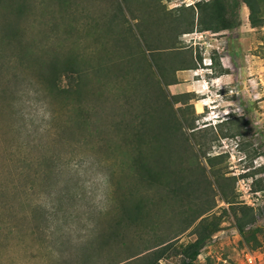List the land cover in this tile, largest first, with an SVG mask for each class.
Instances as JSON below:
<instances>
[{"label": "rangeland", "instance_id": "rangeland-1", "mask_svg": "<svg viewBox=\"0 0 264 264\" xmlns=\"http://www.w3.org/2000/svg\"><path fill=\"white\" fill-rule=\"evenodd\" d=\"M72 1L71 15L62 19L48 48H58L62 62L74 59L85 72L81 93L74 92L78 80L65 70L51 90L49 69L37 61L21 64L13 46L0 49V264H146L158 248L165 250L162 263L182 264V249L196 241L204 218V224L218 227L193 264H264V25L253 28L243 5L235 29L179 36L172 16L182 14L180 0ZM32 2L22 19L0 15V25L17 24L29 44L45 31L54 36L39 22L45 23L50 9L59 10L50 2ZM72 26V34L61 36ZM227 35L242 48V60L232 67L238 90L224 87L219 96L210 93L212 87L204 91L207 107L200 115L190 96L170 105L183 118L185 135L193 134L189 126L197 127L185 146L212 159H200L206 179L199 188H188L202 178L190 175L191 162L180 163L182 140L175 136L164 143L152 131L146 150L152 144L161 149L154 153V168L162 173L153 181L140 179L131 161L130 132L147 121L156 124L170 111L143 80L139 44L150 56L163 53L165 81L171 82L180 67L175 63L192 62V52L199 53L204 68L202 58L218 59L217 47L208 44ZM171 44L176 50L170 51ZM176 52L184 56L174 58ZM257 59L260 70L253 72ZM169 150L175 154H165ZM224 194L256 210L245 236L235 229Z\"/></svg>", "mask_w": 264, "mask_h": 264}, {"label": "trees", "instance_id": "trees-1", "mask_svg": "<svg viewBox=\"0 0 264 264\" xmlns=\"http://www.w3.org/2000/svg\"><path fill=\"white\" fill-rule=\"evenodd\" d=\"M50 2L52 5L56 6L59 10L57 12H50L48 13V16L50 15V18L47 16L44 20L45 23L42 21L39 22V26L41 24H46L50 26V29L54 32V36L52 34H48L46 31L43 33L42 38L39 42H33L31 44L27 43L24 39V36L20 35L22 32L19 30V27L17 24L13 25L10 22H7L6 25H0V28L5 29V33L0 36V49L1 47L13 46V48L17 49L20 53V56H16L21 64L23 62H26L29 60V62H35L37 61L39 63V66L43 69L47 68L49 69L50 75L47 81H49V88L51 90H55L57 86L58 80L61 78L60 69L65 70L71 77V80H78L76 81V89L73 87L70 88V90L75 89L74 92L81 93L82 89L85 87V83H81V79L85 78L84 71H82L80 68H77V63L74 59H69L65 62H62V55L58 48H54L51 50V48H48L50 39H56L57 33L60 31V23L65 21L62 19H65L69 15H71V10L69 7L73 6L72 0H39V4L47 5L46 3ZM31 4H33L32 0H0V15L4 16L6 14H11L13 17L17 19H22L24 15H27L31 10ZM243 5L247 6L250 11L249 20L251 23V26L253 28L261 27L264 25V13L262 10L264 9V0H210L207 2H203L200 0L197 2L194 6L191 7H185L181 9L182 14H179L177 17L172 16V20H174L177 24V28L175 31L179 36L184 34H190L194 33L196 31L198 32H213V33H220L223 31H229L232 29H235L240 26L241 21V9ZM121 6V5H120ZM120 12H122V6L120 7ZM57 13L59 15H57ZM59 16V18H58ZM49 18V20H48ZM139 24V22L137 23ZM59 26V27H58ZM139 27V26H138ZM48 28V27H47ZM70 29V28H69ZM95 29V27L93 28ZM140 29L141 37L142 35L145 36L143 29ZM75 30V27L72 26L71 30H66L65 33H63L61 36H69L70 33L72 34ZM60 36V33L58 34ZM173 37V36H172ZM175 38V37H174ZM178 39V37H177ZM62 41V39H60ZM139 44V43H138ZM60 45H62V42L60 43L58 47L60 48ZM172 47H169L170 51L176 50L175 44H171ZM28 47V54L26 56H23V50ZM140 51L139 54L142 57V61L139 62V68L142 70V75H144V82L149 86L153 87L159 95H162V98L166 100L163 102V109L166 111L167 109L170 111L167 116L168 117H161L156 122V124H150L147 122H144L142 124H139L138 126H135L132 128V131L130 132L133 134V146L130 149L131 150V161L134 169L136 170V175L140 179L144 181H153L155 180V176H161L162 172L155 171L154 163H156L157 156L154 155L155 152H161V149L155 145L152 144L151 148L149 147V151L147 152L146 147H148V133L149 131L154 132L155 135L161 136L164 143H171L175 136H178L180 140H182L181 143H183L188 146V143L192 141V139L195 138V134L197 131L196 126H189L188 130L191 131L190 136L185 135L182 130L185 128L183 118L179 116L178 113H176V110H170V105L173 103L172 100L175 99L177 102H174L173 105L179 103L178 99L180 97L173 96L169 91L164 89V85L168 86L169 81H165V66L163 65L164 62V56L163 53L159 54L158 56H150L149 52L150 50L147 49V51L139 44ZM16 50V51H17ZM177 54V52L175 53ZM192 52L191 61L187 62L185 59H180L175 64L178 67L175 71L179 69H189L191 67H197L198 64H196V61L200 63L201 58H199V53L196 52V54ZM200 55H203L202 52H200ZM184 56L183 53L174 55V58ZM145 57V58H144ZM171 54H168V58H171ZM203 57V56H202ZM43 59V61L41 60ZM213 66L219 65L218 59L215 57L213 58ZM131 60L136 61L137 59L132 58ZM203 60V58H202ZM173 62V60H172ZM145 63V64H144ZM174 63V62H173ZM30 64V63H29ZM144 64V65H143ZM182 64V65H180ZM48 66V67H45ZM182 66V67H181ZM62 67V68H60ZM142 67V68H141ZM185 67V68H184ZM84 75V76H83ZM164 82V83H163ZM168 83V84H166ZM166 86V87H167ZM71 92V91H70ZM174 101V100H173ZM167 110V111H168ZM157 115L155 114H149L147 117H150L153 119ZM184 116V119L187 117ZM159 118V117H158ZM187 121V120H186ZM154 129H152L153 127ZM158 127V129H157ZM233 127V126H231ZM150 128L152 130H150ZM233 128H230L232 130ZM157 131L159 134H157ZM151 132V134H152ZM154 137L156 138V136ZM225 137H228L227 134H225ZM131 139V138H130ZM157 139V138H156ZM190 144V143H189ZM192 145V144H191ZM196 144H194L195 146ZM200 145V144H198ZM193 146V145H192ZM158 148L157 150H154ZM180 152H184L183 156L181 154V157L179 156L180 163L184 162H191V164L194 166L190 170V175L196 174L197 177L202 179H196L191 181V183L187 184L188 188H199L201 185V181L206 179V172L205 169L200 167V159L203 157L206 158V156H202L201 153L198 151H188V148H182ZM189 152V155L186 156ZM165 154L171 155L175 154L172 150H169L165 152ZM154 155L155 157H153ZM207 161L209 160V163L212 162V159L210 157L206 158ZM171 161L172 158H169ZM186 160V161H185ZM198 166L200 169H198ZM197 167V168H196ZM175 172L171 173L172 175ZM174 175H177L176 173ZM183 176V175H182ZM193 177V176H192ZM163 182L162 179L158 181V183ZM180 182V181H179ZM175 183V182H174ZM167 184H173L167 182ZM181 191H185V187L179 188ZM178 190V189H177ZM223 193H227L226 191H223ZM224 201L227 202L231 206V208L234 211V217H235V229L238 230V232L242 235H246V228H248L250 225H253L256 222L257 219V212L253 207L239 204L238 202L231 200L230 194H224ZM204 214H202L199 218H201ZM205 219V218H204ZM204 219L201 220L199 223V226L197 228V235L198 238L195 242L189 243L187 246H185L182 249V264H193L198 256L200 255L203 248L206 246L207 241L214 235V233L217 231V225L215 224H204ZM196 222V220H195ZM261 243L259 242V245ZM163 245V244H162ZM166 247V246H164ZM155 250V258L150 259L146 264H170L167 262L162 263L161 260L164 257V251L162 250Z\"/></svg>", "mask_w": 264, "mask_h": 264}, {"label": "crops", "instance_id": "crops-1", "mask_svg": "<svg viewBox=\"0 0 264 264\" xmlns=\"http://www.w3.org/2000/svg\"><path fill=\"white\" fill-rule=\"evenodd\" d=\"M226 33L220 35H225ZM210 44L217 47L219 65L213 66L209 71L208 67L204 68L196 61L197 67L177 70L174 80L168 85V90L173 96H190V104L194 105L195 109L196 104L199 101H203V111L198 112L196 109V115L202 114L205 107H207V100L205 98L207 94L204 91H211L210 88L212 87L215 90L210 93L219 96V94L222 95L221 92L224 87L233 89L234 91H237L239 87L234 83L235 79L238 78V74L232 70V67L235 66L234 61L240 62V59L242 60L243 58L240 40L227 35L220 40L216 39L214 43L211 41ZM252 70L253 72L260 70V60L256 61V63L252 60Z\"/></svg>", "mask_w": 264, "mask_h": 264}, {"label": "built area", "instance_id": "built-area-1", "mask_svg": "<svg viewBox=\"0 0 264 264\" xmlns=\"http://www.w3.org/2000/svg\"><path fill=\"white\" fill-rule=\"evenodd\" d=\"M200 0H180V6H186V7H191V6H194L197 2H199ZM199 35H203L202 33H200ZM203 44L206 46V48L205 49H202V51L203 52H206L207 50V43L204 41L203 42ZM209 45V48L211 47V44L209 43L208 44ZM203 62H204V64H205V66L206 67H208V68H211V67H213V59H212V55L211 54H209V56L208 57H204L203 58ZM248 261L250 262V263H252L253 262V260H254V257L253 256H248Z\"/></svg>", "mask_w": 264, "mask_h": 264}, {"label": "bare ground", "instance_id": "bare-ground-1", "mask_svg": "<svg viewBox=\"0 0 264 264\" xmlns=\"http://www.w3.org/2000/svg\"><path fill=\"white\" fill-rule=\"evenodd\" d=\"M197 111L198 112H202L203 111V101H199L198 103H197Z\"/></svg>", "mask_w": 264, "mask_h": 264}]
</instances>
